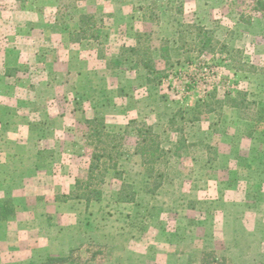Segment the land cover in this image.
I'll return each mask as SVG.
<instances>
[{
  "label": "rangeland",
  "instance_id": "obj_1",
  "mask_svg": "<svg viewBox=\"0 0 264 264\" xmlns=\"http://www.w3.org/2000/svg\"><path fill=\"white\" fill-rule=\"evenodd\" d=\"M0 65V142L37 131L1 155L8 222L35 224L0 235V264H264V0H0ZM94 117L117 166L75 191Z\"/></svg>",
  "mask_w": 264,
  "mask_h": 264
},
{
  "label": "trees",
  "instance_id": "obj_2",
  "mask_svg": "<svg viewBox=\"0 0 264 264\" xmlns=\"http://www.w3.org/2000/svg\"><path fill=\"white\" fill-rule=\"evenodd\" d=\"M78 1H83V0H78ZM92 18V16H83L81 18V20L83 21L84 24V28L81 29V35L83 37L89 36L92 37L94 39H98V35L95 36L94 33L88 35L87 29L89 28V20ZM99 33V32H98ZM202 44H206L205 42H202ZM144 68L148 69L149 71H151L152 69L147 66L148 63V59L147 61H144ZM235 103V102H234ZM240 105L239 102H236L235 105L233 107L238 108ZM84 124L86 125V127L90 130V133H88L87 135L90 136V138H96V142L97 144H95L93 146V148L91 150H87L85 148V152H86V156L88 159V166H87V170H86V176L85 179H79L76 178L75 179V183H74V189L75 191L79 189H88L91 186L94 185H99L102 184L104 181V176L105 173L107 172V170L109 168L115 170L117 164L114 162V156L111 154L112 150L115 149L114 145L110 146V144H105V142L102 141L103 137H108V135L104 134V124H103V119L100 118V120L98 119V117H94L93 119H86L84 121ZM150 131V129L148 128V130H143V129H138L136 130L135 133H137L136 137L138 139V142L136 143L135 146V153L138 154L140 156L141 159V165L144 168V166L146 167V170L144 168V174L146 176L147 179H150V175L151 173L154 172L155 170V165L154 162L160 159L159 156V151L158 150V146L154 145V140L153 137H149L148 139V132ZM141 137L143 139H141ZM87 146H92V144H87ZM42 152L43 151H39L38 152V160L36 163V169H40L38 168V163L39 160L41 159L42 156ZM161 153V151H160ZM148 161V162H147ZM157 163V162H156ZM115 174L117 175V172L114 171ZM160 175V174H159ZM162 177V176H160ZM96 182V183H95ZM160 186V184L154 183L153 188L150 190V188L147 190L149 193L154 192V190H156L158 187ZM95 190H91L87 196L84 195V199H86V202H89V200H91L92 198H90L91 196L93 197V199H95V201H100L101 200V190L100 188L95 186ZM121 194V193H120ZM122 195V194H121ZM118 196L119 197V201L123 202V203H131L134 200V195L133 194H126V195H122V196ZM16 215V208L15 205L13 203V201L9 198L7 199H3L0 200V223L1 222H8L10 220H12ZM54 258H50L49 261H53ZM64 258H59V260H62Z\"/></svg>",
  "mask_w": 264,
  "mask_h": 264
},
{
  "label": "crops",
  "instance_id": "obj_3",
  "mask_svg": "<svg viewBox=\"0 0 264 264\" xmlns=\"http://www.w3.org/2000/svg\"><path fill=\"white\" fill-rule=\"evenodd\" d=\"M2 64V63H1ZM1 66V65H0ZM2 67V66H1ZM3 68V67H2ZM9 69V68H8ZM5 72L6 73H13L14 71H7V70H5ZM9 76V75H8ZM10 126V125H9ZM32 131L33 132H37L32 126H31V124H29V123H27L24 127H22V128H17L16 126H13V129H12V126H11V128H10V138H4V137H2V138H4L6 141H8L7 142V144H2V142H0V170L2 169V162H4L5 161V158H3V156H1L5 151H4V148H7V151H9V150H11L12 148H19V147H21L22 145H24L27 141H26V138H28V134H32ZM3 131H0V133H2ZM3 139V141L5 142V140ZM30 142V141H29ZM28 142V143H29ZM32 143V142H31ZM26 147H28L29 149H30V155H29V157H30V160L31 161H33L34 162V164L36 165V163H37V160H38V152L40 151L39 150V148L38 147H36V146H34V144H28ZM34 170L36 171V172H38L40 169H36V167L34 168ZM54 171V170H53ZM55 172V171H54ZM39 175H41V174H39ZM51 176H53V174H50ZM67 178L70 180V182L72 181V185H70V187H69V189H73V187H74V183H75V176L74 175H67ZM0 182H2V179L0 180ZM39 185V188H38V190H43V191H45V190H47V189H49L51 186H49V185H46V183H45V181H43V182H41V183H39L38 184ZM51 190H53L54 191V189L52 188ZM40 192V191H39ZM40 193H42V192H40ZM48 193H51V192H48ZM15 194H16V192H13V191H11L10 193H7V194H5V196H3V197H9V198H11V200L13 201V203H14V205H15V201H14V198H13V196H15ZM2 193H0V196L2 197ZM37 222V221H36ZM20 224H23V225H25V224H35V223H32V222H30V220L28 221V220H26V215L23 213H18V215H17V218L14 220V221H11V222H1L0 223V230H2V231H0V235L2 236L3 235V233H9L10 232V235H13V234H11V232H13V233H15V231L19 228V227H23L22 225H20ZM40 226H42V225H40ZM7 229V230H6ZM6 231V232H5ZM8 231V232H7ZM211 236H208L207 238H205V239H207V240H211ZM29 240V242H25V243H23L24 245H30L31 244V238H28ZM15 242V241H14ZM33 242V244L32 245H34V246H36L37 244H35L34 243V240L32 241ZM40 243V242H39ZM38 243V244H39ZM61 253L63 254V252L61 251Z\"/></svg>",
  "mask_w": 264,
  "mask_h": 264
}]
</instances>
